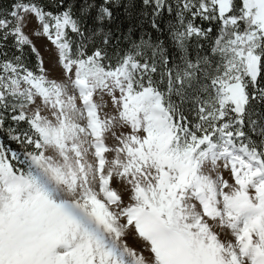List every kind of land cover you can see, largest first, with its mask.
Segmentation results:
<instances>
[{
  "label": "rangeland",
  "instance_id": "obj_1",
  "mask_svg": "<svg viewBox=\"0 0 264 264\" xmlns=\"http://www.w3.org/2000/svg\"><path fill=\"white\" fill-rule=\"evenodd\" d=\"M183 5L193 18L220 12L213 96L190 126L171 124L141 82L143 65L126 58L111 69L72 53L66 17L19 4L0 19V32L37 58V70L9 62L0 72V98L32 130L9 138L25 177L0 158V264H264V141L248 147L241 123L226 119L234 104L225 92L246 84L264 21L242 42L229 0ZM155 217L167 227L162 240L144 227ZM173 237L184 253L169 250Z\"/></svg>",
  "mask_w": 264,
  "mask_h": 264
},
{
  "label": "trees",
  "instance_id": "obj_2",
  "mask_svg": "<svg viewBox=\"0 0 264 264\" xmlns=\"http://www.w3.org/2000/svg\"><path fill=\"white\" fill-rule=\"evenodd\" d=\"M199 1L0 0V19L10 21L13 8L19 4L35 5L43 13L66 17L74 24V30L65 32L72 53L81 49L92 64L111 69L122 65L126 58L143 65L146 77L140 81L160 94L162 106L174 124L179 121L190 126L191 119L198 115V106L204 109L211 101L210 77L219 64L215 53L220 36L219 7L213 8L215 15L207 20L193 18L183 4L187 3L194 12L197 6L202 10ZM229 1V13L237 19L234 31L243 42L251 29L263 23L264 7L255 0ZM245 12L248 18H243ZM188 25L197 27L200 33L188 34ZM14 40L11 33L0 32V72L9 62L22 69L37 70V58L30 47L18 46ZM256 58L255 62L250 59V67L241 75V82L246 83L242 85L243 99L226 115L231 122L241 123L245 141L252 148L264 141V47ZM251 73L253 80L248 79ZM18 116L17 109L0 98V158L15 173L23 175L22 165L12 159L21 158L22 153L16 141L9 138L10 134L23 138L32 130L29 120Z\"/></svg>",
  "mask_w": 264,
  "mask_h": 264
},
{
  "label": "bare ground",
  "instance_id": "obj_3",
  "mask_svg": "<svg viewBox=\"0 0 264 264\" xmlns=\"http://www.w3.org/2000/svg\"><path fill=\"white\" fill-rule=\"evenodd\" d=\"M83 103L86 104L87 102L85 103V100H83ZM85 109H86L85 113H86L87 117H90L91 116V112L93 110L92 107L87 106ZM100 190H103V189L101 188ZM144 227H145V229H148V230H151V231H153V230L155 231V229H154V223L153 222L152 223L151 222L145 223ZM158 234L159 233H157V235ZM178 241L179 240L177 238H175V237L174 238H171L172 246L169 247V250L171 252H176V251L177 252H181L183 250V248L180 247Z\"/></svg>",
  "mask_w": 264,
  "mask_h": 264
},
{
  "label": "water",
  "instance_id": "obj_4",
  "mask_svg": "<svg viewBox=\"0 0 264 264\" xmlns=\"http://www.w3.org/2000/svg\"><path fill=\"white\" fill-rule=\"evenodd\" d=\"M225 92L233 103L243 98V87L240 83H234L226 87Z\"/></svg>",
  "mask_w": 264,
  "mask_h": 264
}]
</instances>
